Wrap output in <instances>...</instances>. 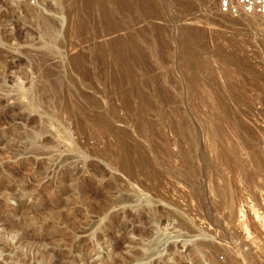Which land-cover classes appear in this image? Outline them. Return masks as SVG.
<instances>
[{
    "label": "rangeland",
    "instance_id": "374dc122",
    "mask_svg": "<svg viewBox=\"0 0 264 264\" xmlns=\"http://www.w3.org/2000/svg\"><path fill=\"white\" fill-rule=\"evenodd\" d=\"M219 3L0 0V264H264V16Z\"/></svg>",
    "mask_w": 264,
    "mask_h": 264
},
{
    "label": "built area",
    "instance_id": "2783aa9c",
    "mask_svg": "<svg viewBox=\"0 0 264 264\" xmlns=\"http://www.w3.org/2000/svg\"><path fill=\"white\" fill-rule=\"evenodd\" d=\"M222 15H260L264 16V0H220Z\"/></svg>",
    "mask_w": 264,
    "mask_h": 264
},
{
    "label": "water",
    "instance_id": "95a60500",
    "mask_svg": "<svg viewBox=\"0 0 264 264\" xmlns=\"http://www.w3.org/2000/svg\"><path fill=\"white\" fill-rule=\"evenodd\" d=\"M162 238V235H158V237L155 239L153 246L150 249L151 254H155L159 252L160 250V239Z\"/></svg>",
    "mask_w": 264,
    "mask_h": 264
},
{
    "label": "bare ground",
    "instance_id": "6f19581e",
    "mask_svg": "<svg viewBox=\"0 0 264 264\" xmlns=\"http://www.w3.org/2000/svg\"><path fill=\"white\" fill-rule=\"evenodd\" d=\"M240 16H243V15H240ZM244 16H245V15H244ZM246 16H253V18H254V17L260 16V15H246ZM238 77H239V76H238ZM240 77H241V76H240ZM258 79H259V78H258ZM230 81H231V80H230ZM245 84H246V83H245ZM211 104H212V103H211ZM214 104H215V103H214ZM214 109H215V108H214ZM241 114H242V113H241ZM219 116H220V115H219ZM230 119H231V118H230ZM229 122H230V121H229ZM214 125H215V124H214ZM216 125H217V124H216ZM250 126H251V125H250ZM252 128H253V127H252ZM210 129H211V128H210ZM217 129H218V128H217ZM212 130H213V129H212ZM217 131H218V130H217ZM217 131H216V132H217ZM218 132H220V131H218ZM207 133H208V132H207ZM237 133H238V132H237ZM246 133H247V132H246ZM221 134H222V133L220 132V136H222V135L224 136V134H222V135H221ZM229 134H230V133H229ZM257 134H258V132H257ZM218 135H219V133H218ZM210 137H211V135H210ZM215 138H216V137H215ZM223 138H224V137H223ZM223 138H222V139H223ZM227 139H228V138H227ZM227 139H226V140H227ZM211 140H212V139H211ZM217 142H218V141H217ZM243 142H244V141H243ZM244 143H245V142H244ZM212 145H214V144L212 143ZM246 146H247V144H246ZM254 147H255V146H254ZM212 149H213V148H212ZM225 150H226V149H225ZM241 150H242V149H241ZM263 151H264V150H263ZM225 153H226V151H225ZM246 153H247V152H246ZM229 155H230V154H229ZM262 159H263V158H262ZM231 162H232V161H231ZM243 163H244V162H243ZM229 164H230V163H229ZM254 165H255V164H254ZM241 174H242V173H241ZM160 218H161V217H160ZM159 224H160V223H159ZM199 243H200V242H199ZM201 248H202V247H201ZM203 248H204V247H203Z\"/></svg>",
    "mask_w": 264,
    "mask_h": 264
}]
</instances>
